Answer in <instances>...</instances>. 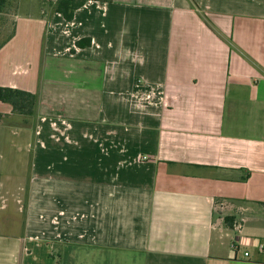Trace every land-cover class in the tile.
<instances>
[{
	"label": "crops",
	"instance_id": "obj_1",
	"mask_svg": "<svg viewBox=\"0 0 264 264\" xmlns=\"http://www.w3.org/2000/svg\"><path fill=\"white\" fill-rule=\"evenodd\" d=\"M35 4L0 46L40 97L35 124L0 101L28 181L0 263L264 264V0Z\"/></svg>",
	"mask_w": 264,
	"mask_h": 264
},
{
	"label": "rangeland",
	"instance_id": "obj_2",
	"mask_svg": "<svg viewBox=\"0 0 264 264\" xmlns=\"http://www.w3.org/2000/svg\"><path fill=\"white\" fill-rule=\"evenodd\" d=\"M38 2L45 9H51L54 12V3L56 0H6L5 4L0 9V46L7 41L15 31L16 26V14L19 9L18 15L21 20H27L28 17L33 16V18H37L38 10L35 2ZM20 6V8H19ZM22 117V116H21ZM18 118V116H17ZM27 121L33 122L34 124L37 122V116L35 118L32 117H23ZM20 119V117H19ZM1 142L4 144L0 145V166L1 162L10 161L7 168V179L9 181V187L2 190V195H0V244L4 246V244L8 241L7 239L11 235H19L23 232V225L21 230L16 231L17 223H16V215L14 213L15 204L19 205V201L21 200L20 205L25 206L27 197H28V181L23 182L24 189L22 191V196L16 194L15 188L18 184H20V172L22 169L21 163L18 160H21V154H17L14 152L10 146L19 142L18 136L16 133H12L11 131H7L6 133L1 134ZM10 143V144H9ZM6 166V165H5ZM20 199V200H19ZM2 207V208H1ZM7 207V208H5ZM2 209V210H1ZM24 215V214H23ZM25 215L22 217L21 221H24ZM17 234H16V233ZM54 259V258H53ZM54 262L51 264H59V260L55 255ZM0 264H7L6 261H3ZM33 264H45L41 258V255H38L36 261ZM48 264V263H46Z\"/></svg>",
	"mask_w": 264,
	"mask_h": 264
},
{
	"label": "trees",
	"instance_id": "obj_3",
	"mask_svg": "<svg viewBox=\"0 0 264 264\" xmlns=\"http://www.w3.org/2000/svg\"><path fill=\"white\" fill-rule=\"evenodd\" d=\"M90 1L110 2L112 0H56L54 3V12L61 14L67 21H72L77 10L85 6ZM6 0H0V9ZM92 40L85 38L77 42L79 48L91 46ZM0 101L12 106L13 113L22 117L37 116V109L40 103L38 94L27 92L21 89L0 86ZM229 218L226 222L230 224Z\"/></svg>",
	"mask_w": 264,
	"mask_h": 264
},
{
	"label": "built area",
	"instance_id": "obj_4",
	"mask_svg": "<svg viewBox=\"0 0 264 264\" xmlns=\"http://www.w3.org/2000/svg\"><path fill=\"white\" fill-rule=\"evenodd\" d=\"M260 249H261L262 251H264V244H263V243L260 244ZM245 255L248 256L249 254L246 253Z\"/></svg>",
	"mask_w": 264,
	"mask_h": 264
}]
</instances>
